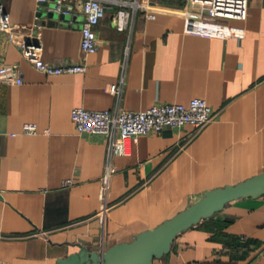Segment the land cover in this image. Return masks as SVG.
<instances>
[{"label": "crops", "instance_id": "crops-1", "mask_svg": "<svg viewBox=\"0 0 264 264\" xmlns=\"http://www.w3.org/2000/svg\"><path fill=\"white\" fill-rule=\"evenodd\" d=\"M5 2L11 22L37 37L45 61L88 69L46 75L0 33V67L18 65L24 78L22 85L0 82V264H59L81 250L106 252L209 190L264 173V0H248L245 20L214 21L185 19L178 14L184 0H152L124 31L117 10H108L94 54L81 50V17L42 24L37 0ZM122 81L125 110L202 98L215 118L201 129L125 139L105 202L107 139L79 134L71 113L115 108ZM27 123L40 133L22 134ZM153 264H264V195L228 203L180 233Z\"/></svg>", "mask_w": 264, "mask_h": 264}, {"label": "built area", "instance_id": "built-area-1", "mask_svg": "<svg viewBox=\"0 0 264 264\" xmlns=\"http://www.w3.org/2000/svg\"><path fill=\"white\" fill-rule=\"evenodd\" d=\"M53 0H37V5L49 6ZM55 8L48 7V12L58 16H66L71 22L75 17H81V50L84 54H94L98 51V37L96 27L105 17L108 10H117V29L124 31L129 19L132 21L140 12L147 10L152 0H54ZM186 9L178 14L185 19L196 21H214L217 19L245 20L248 15V0H184ZM37 21L41 19L36 16ZM148 18H155L148 14ZM39 28V22L33 26ZM29 28L17 26L11 22L5 0H0V33L8 36L11 42H16L23 57L38 71L57 76L63 74L85 73L88 65L78 64L54 65L45 61L42 47L37 37L33 36ZM0 82L6 85H22L23 73L18 65H3L0 67ZM124 91V81L115 88L118 104L113 109L88 110L74 108L71 118L79 134H99L105 136L108 142L106 174L103 178L101 199L106 202L109 193V180L116 172L113 159L125 154V139L141 135L158 134L166 127L182 128L187 125L198 129L205 127L215 118L213 108L205 99L194 98L188 104H155L143 111H129L121 106ZM37 124L27 123L23 126L22 134H39ZM49 133V130H44ZM17 134H13L16 136ZM73 180H67L66 186H71ZM106 209V204L103 207Z\"/></svg>", "mask_w": 264, "mask_h": 264}, {"label": "water", "instance_id": "water-1", "mask_svg": "<svg viewBox=\"0 0 264 264\" xmlns=\"http://www.w3.org/2000/svg\"><path fill=\"white\" fill-rule=\"evenodd\" d=\"M42 24L48 20L67 19L53 12L38 14ZM264 195V173L223 188L209 190L197 202L164 221L156 228L140 233L135 240L111 247L100 254H88L81 250L59 264H153L154 260L166 256L176 237L213 217L225 206L241 198H259Z\"/></svg>", "mask_w": 264, "mask_h": 264}, {"label": "rangeland", "instance_id": "rangeland-1", "mask_svg": "<svg viewBox=\"0 0 264 264\" xmlns=\"http://www.w3.org/2000/svg\"><path fill=\"white\" fill-rule=\"evenodd\" d=\"M48 7L50 8H55L56 7V3L55 1H51L49 3V6H43V5H39L38 6V9H37V14H42V13H45V12H48ZM56 14V13H55ZM57 15V14H56ZM58 16V15H57Z\"/></svg>", "mask_w": 264, "mask_h": 264}]
</instances>
